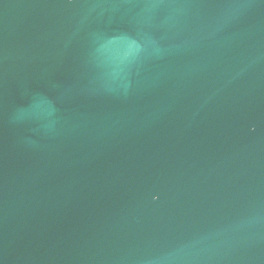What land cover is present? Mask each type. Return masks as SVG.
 I'll return each instance as SVG.
<instances>
[{
	"label": "water",
	"instance_id": "obj_1",
	"mask_svg": "<svg viewBox=\"0 0 264 264\" xmlns=\"http://www.w3.org/2000/svg\"><path fill=\"white\" fill-rule=\"evenodd\" d=\"M0 264H264V0H0Z\"/></svg>",
	"mask_w": 264,
	"mask_h": 264
}]
</instances>
